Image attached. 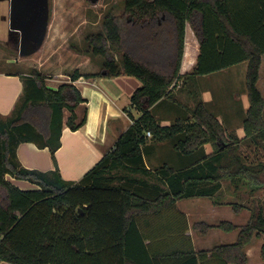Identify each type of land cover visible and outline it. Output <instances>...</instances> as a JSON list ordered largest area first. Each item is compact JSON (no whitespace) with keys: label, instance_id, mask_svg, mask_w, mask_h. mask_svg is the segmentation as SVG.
I'll return each mask as SVG.
<instances>
[{"label":"trees","instance_id":"trees-1","mask_svg":"<svg viewBox=\"0 0 264 264\" xmlns=\"http://www.w3.org/2000/svg\"><path fill=\"white\" fill-rule=\"evenodd\" d=\"M124 7L121 16H105L101 32L86 37L88 47L83 54L103 59L100 73L82 75L75 71L71 80L81 76L138 78L142 87L132 95L131 107L141 116L80 182L66 181L56 161L62 145L64 110L72 113L68 120L72 130L86 123V117L74 123V110L83 101L74 85L65 83L57 91L50 90L43 77L32 70L30 75L21 76L24 95L13 113L0 115V261L248 264L246 248L254 238L264 235V210L260 206L252 208L248 223L242 227L228 221L216 227L228 233L239 229L234 243L199 253L190 250L150 255L137 218L161 213L182 199H215L222 181L229 182L235 194L243 184L251 193L264 185V163L249 162L239 147L241 143L264 146V97L257 86L264 55V0H125ZM188 22L200 43V55L190 76H206L248 62L250 106L242 139H228L223 124L203 102L193 109L192 122L178 120L168 127L160 126L151 112L180 77ZM111 49L122 53L121 62ZM148 133L160 142L182 135L176 149L184 155L197 156L206 144L212 145L213 153L179 172L163 169L167 190L153 186L158 194L145 198L133 190L140 181L125 172L150 174L142 154ZM26 142L49 149L56 169L41 172L24 168L16 150ZM7 176L39 189L22 190ZM230 205L236 213L244 208L236 202ZM212 228L203 222L194 225L202 235ZM135 243L140 244L139 249ZM261 255L264 260V244Z\"/></svg>","mask_w":264,"mask_h":264},{"label":"crops","instance_id":"crops-1","mask_svg":"<svg viewBox=\"0 0 264 264\" xmlns=\"http://www.w3.org/2000/svg\"><path fill=\"white\" fill-rule=\"evenodd\" d=\"M199 55L200 43L192 25L188 22L186 24L185 50L180 77L175 81L177 86L174 89L172 88L167 97L157 102L152 107L151 112L160 126L168 127L178 120L192 122L193 109L199 102H203L206 108L229 131V126H234L235 120L242 118V115L247 113L250 106L249 99L247 97L244 109L237 111L236 115L226 111L220 113L215 108L218 104L210 106V99L206 98L208 92L205 90L203 93V90L200 89L203 85H201V80L208 79L216 73L198 77L190 76L196 67ZM29 57H11V59L1 60L3 62L0 63V115L7 117L13 113L24 95V84L21 76L30 75L32 70H36L43 77L46 87L50 90L57 91L65 83L74 85L80 91L83 99L81 104L74 110V123L79 124L85 117L86 123L80 129L72 130L68 125L72 113L68 109L64 110L62 145L56 152V161L60 173L66 181L80 182L87 172L114 149L118 138L130 128L134 120L141 116L138 110L131 107V98L135 91L142 87V82L138 78L128 75L112 78H86L81 76L73 82L71 76L75 71L82 75L98 74L101 71L100 65L88 55H79L80 59L73 73L63 76L59 72L51 71L53 66L54 68L57 67V63H53L50 58H42L41 61L38 59L35 63H31L30 60L24 61ZM24 64H29L31 69L24 71ZM238 66L243 67L240 73L244 78L245 90H247L248 62L232 66L220 71V73L231 72L235 70L233 68ZM188 85H194L196 90L185 93L183 88ZM257 86L263 95L264 55L262 56ZM245 90L244 93L248 94ZM239 131V135H235L237 138L240 137ZM242 131L244 132V130ZM146 136L148 141L142 147V154L144 168L149 170L150 174L125 172L127 177L140 181L138 184L133 185V190L145 198L155 197L158 194L153 186H158L164 191L167 190V186L163 182L165 181L163 169L179 172L193 165L196 159L207 157L213 153V147L210 144L204 145L203 149H200L197 156L194 157L180 153L176 149V144L182 135L161 142L155 141L147 134ZM16 154L20 164L26 169L41 172L56 169V164L49 149H40L34 143H21L17 147ZM7 178L22 190L39 189L38 186L28 181L17 180L11 176H7ZM221 183L222 190L218 192L215 199H182L174 207L161 213L143 215L137 218L138 230L144 238V244L150 255H171L179 251L190 250L197 253L211 251L216 246L231 244L237 240L239 229L228 233L216 228L223 221H228L238 227L243 225L241 222L243 210L236 213L230 205L233 202L221 201L226 181ZM200 222L214 228L209 230L206 235H202L194 229V225ZM209 238L210 240L207 241ZM263 238L264 235L254 238L256 241L258 239L259 243L255 244L253 240L246 248V254L249 258L248 264H264L261 255V248L264 244ZM133 246L140 248L139 243H135ZM208 256L210 258L211 254H208ZM0 264L9 263L0 261Z\"/></svg>","mask_w":264,"mask_h":264},{"label":"rangeland","instance_id":"rangeland-1","mask_svg":"<svg viewBox=\"0 0 264 264\" xmlns=\"http://www.w3.org/2000/svg\"><path fill=\"white\" fill-rule=\"evenodd\" d=\"M49 1L50 26L44 46L24 61L30 60L31 63H35L38 59L41 61L42 58H50L53 63H57V67L54 68L53 66L51 71L59 72L61 75L66 76L73 73L80 59L79 55H84V51L87 50L86 37L88 35H96L103 30V22L107 14L121 16L125 10V0H99L97 4H92L89 0ZM6 9L7 4L0 2V63L6 59H11V57H20L18 53L19 33L10 30L8 23L3 20V17L7 13ZM111 51L117 60L121 62L123 57L122 53L115 49H111ZM93 59L101 67L103 59L100 57H93ZM1 60L3 61L1 62ZM24 67V71L31 69L29 64H24ZM242 68V66H238L233 68L235 70L231 72H219L213 74L208 79L204 78V80H201V85H203L200 89L203 90V93L205 90L208 92L206 98L208 97L210 99V106L218 104L215 108L220 113L226 111L228 113H235L236 115L237 111H240L242 108L244 109V103L247 101L248 94L244 93V78L240 73ZM183 89L187 93L189 91H195L196 87L194 85H188ZM176 95L178 94L176 93ZM245 119L246 114H243L242 118L235 120L234 126H229V131L226 130L228 132V139L233 141L234 138H237L235 135H239V130L241 131H239L240 137L238 139L244 138L245 133L242 130H244L243 125ZM240 146L242 155L246 156L249 162L264 163L263 145L256 147L241 143L239 144ZM238 189L239 193L234 194V187L229 182H226L221 195V201L236 202L244 206L241 215L242 226H244L251 217L252 208L254 209L256 206H260L264 210V185L253 193L244 184ZM209 240L210 238L207 241ZM254 243H259L258 239L257 241L254 240Z\"/></svg>","mask_w":264,"mask_h":264},{"label":"water","instance_id":"water-1","mask_svg":"<svg viewBox=\"0 0 264 264\" xmlns=\"http://www.w3.org/2000/svg\"><path fill=\"white\" fill-rule=\"evenodd\" d=\"M97 4L99 0H89ZM7 4L3 17L9 29L19 33L18 53L29 57L44 45L50 26L49 0H0Z\"/></svg>","mask_w":264,"mask_h":264},{"label":"built area","instance_id":"built-area-1","mask_svg":"<svg viewBox=\"0 0 264 264\" xmlns=\"http://www.w3.org/2000/svg\"><path fill=\"white\" fill-rule=\"evenodd\" d=\"M176 85V82L173 84L172 88ZM149 137L151 136L150 133L147 134Z\"/></svg>","mask_w":264,"mask_h":264}]
</instances>
